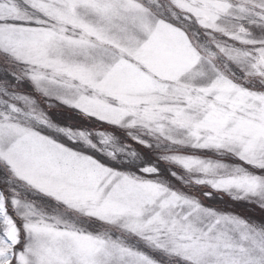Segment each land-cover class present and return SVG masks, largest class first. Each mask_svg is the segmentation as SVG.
I'll use <instances>...</instances> for the list:
<instances>
[{"label": "snow or ice", "instance_id": "snow-or-ice-1", "mask_svg": "<svg viewBox=\"0 0 264 264\" xmlns=\"http://www.w3.org/2000/svg\"><path fill=\"white\" fill-rule=\"evenodd\" d=\"M0 264H264V0H0Z\"/></svg>", "mask_w": 264, "mask_h": 264}]
</instances>
